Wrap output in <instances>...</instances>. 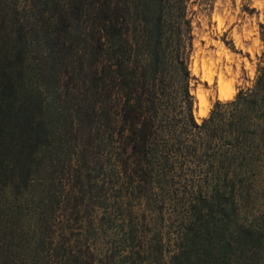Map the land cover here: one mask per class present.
<instances>
[{
	"label": "trees",
	"instance_id": "obj_1",
	"mask_svg": "<svg viewBox=\"0 0 264 264\" xmlns=\"http://www.w3.org/2000/svg\"><path fill=\"white\" fill-rule=\"evenodd\" d=\"M192 28L188 0H0V264H95L73 227L92 198L82 172L121 236L131 197L149 224L146 206L180 196L153 264L264 263V219L243 203L264 199V54L253 86L198 122ZM31 68L43 91L18 98ZM23 190L38 195L29 218Z\"/></svg>",
	"mask_w": 264,
	"mask_h": 264
},
{
	"label": "rangeland",
	"instance_id": "obj_2",
	"mask_svg": "<svg viewBox=\"0 0 264 264\" xmlns=\"http://www.w3.org/2000/svg\"><path fill=\"white\" fill-rule=\"evenodd\" d=\"M54 4L57 0H51ZM189 15L192 20L193 50L190 70L193 77L192 92L195 95L194 116L198 122L207 117L216 103H226L235 98L241 89H247L255 83L260 60L264 54V0H188ZM140 17L134 16L138 21ZM19 44L17 47L25 48ZM29 62L28 59H26ZM17 81L21 74V85L24 87L18 98L25 99L28 95L42 92L43 86L37 79L36 71L31 68L25 71H16ZM222 81V82H221ZM225 87L227 93L233 91L231 98L221 96L220 90ZM201 95L208 102V113L201 115L199 111ZM83 178L79 182L85 189H93L84 198L80 223L73 227L77 229V237L82 239L95 254V264H153L147 250L148 242L152 239L153 229L168 233L165 236L167 243L170 239H176L174 233L178 228L180 196L173 200H167L166 207L155 204L152 211L146 208V215L150 221L146 224L145 218L140 219V211L137 197L129 199L136 207L134 215L136 222L129 220L136 227L133 233L121 236V225L118 219L103 218V211L99 208V194L93 182L82 172ZM178 189L179 182H175ZM98 188V187H97ZM179 191H177L178 194ZM253 194V192H252ZM179 195V194H178ZM38 195H33L31 190H23L18 204L21 214L29 218L30 213L38 203ZM169 199V198H168ZM244 215H257L264 219V199L251 195L245 196ZM162 207V210L160 209ZM32 222V220H28ZM132 222V223H131ZM127 226V222H123ZM30 224V223H29ZM132 237L130 244L124 242L123 237ZM130 249V250H129ZM190 250L196 251L195 246ZM167 257L170 255L166 253ZM240 258L242 255L239 254ZM195 261V258L194 260ZM211 261V260H210ZM203 261L200 263L202 264ZM220 264H224L221 261ZM225 264L228 260L225 259ZM264 264V263H263Z\"/></svg>",
	"mask_w": 264,
	"mask_h": 264
},
{
	"label": "bare ground",
	"instance_id": "obj_3",
	"mask_svg": "<svg viewBox=\"0 0 264 264\" xmlns=\"http://www.w3.org/2000/svg\"><path fill=\"white\" fill-rule=\"evenodd\" d=\"M220 94L223 97L231 98V96H233L232 95L233 94V91L230 92V93H227L226 88L223 87L220 90ZM200 97H201V101H200V107H199L200 109H199V111H200V114L201 115H204V114H207L208 113V110H209L208 102H207V100L205 99V97L203 95H201Z\"/></svg>",
	"mask_w": 264,
	"mask_h": 264
}]
</instances>
